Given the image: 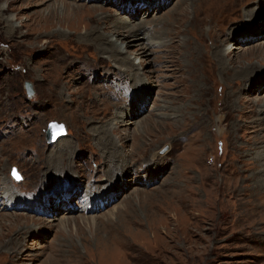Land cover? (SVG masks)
<instances>
[{
	"label": "rangeland",
	"instance_id": "rangeland-1",
	"mask_svg": "<svg viewBox=\"0 0 264 264\" xmlns=\"http://www.w3.org/2000/svg\"><path fill=\"white\" fill-rule=\"evenodd\" d=\"M66 1L100 21L0 0V264H264V0H209L200 39L198 0ZM122 19L165 41L107 59Z\"/></svg>",
	"mask_w": 264,
	"mask_h": 264
},
{
	"label": "bare ground",
	"instance_id": "bare-ground-1",
	"mask_svg": "<svg viewBox=\"0 0 264 264\" xmlns=\"http://www.w3.org/2000/svg\"><path fill=\"white\" fill-rule=\"evenodd\" d=\"M202 0H198V2H197V7L193 10V12H194V14H193V16L192 17H190V19H189V21H188V31L190 32V33H192V35L195 37V38H197V36H196V27H195V19H196V17H197V13H199V12H203V11H205V9H209V8H211V6H213L214 5V3L212 2V1H209V0H205V1H203L204 3H203V5L204 6H202V4H200V2H201ZM232 1V0H231ZM234 1V0H233ZM239 2H240V0H238ZM57 2H61L62 4V7H63V11H65V12H71V13H75L76 14V16H81V18L83 19H85V20H90V21H97V22H99L100 21V18L99 17H97L98 16V14H95V10H97L98 9V7L97 6H92V7H88V8H84V7H86V6H84V7H82V6H80L79 4H77V3H75V2H67L66 0L65 1H63V0H56V2H55V4H54V6L55 5H57V7H59V8H61L60 6V4L59 3H57ZM214 2H215V5L216 4H218L219 6H222L224 3H225V0H214ZM85 5V4H84ZM229 5V4H228ZM222 7H220V11H222V9H221ZM101 11H103V10H101ZM53 12H55L56 13V15L58 14V11H57V9L56 10H54ZM250 12V11H249ZM187 13H188V7H184V9H180V11L178 12V14H177V17L179 16V18H176V21H177V19L180 21V22H176V23H178V26L176 27V28H178L177 29V31L176 32H173V30L171 29L169 32H168V30L166 29V30H164V32H161V34L162 33H165V34H167V36L170 38L169 40H171V41H174V39H175V37L174 36H176L177 34H179V32L182 30V24H181V22L182 21H185V19H187L188 18V16H186L187 15ZM88 14H91V15H89L88 16ZM202 15H204V14H202ZM75 16V15H74ZM74 19H76V18H74ZM104 19V18H103ZM105 20V19H104ZM131 20H126V19H122V22H121V24L118 26V27H116V29H111V31H110V29L107 27V26H105L107 29H105V31L104 32H106L107 33V35L109 36V34H111L112 36H116L114 39H112L111 38V40H109L105 35H103V34H97V35H95V37L97 38V40H102V42L104 43V45H102V46H100L101 47V49L105 52V54H107V56H106V58L107 59H110L111 61L112 60H115L117 63H125L126 65L127 64H130V62H132L131 61V59L129 58V57H125V56H121L122 54H125L126 53V50L125 49H128L129 47H131V46H134L135 48H136V50H135V54H137L136 56H139V57H148V55H150L151 54V52H152V49H150V47L151 46H154V45H161V43H163L164 41H162V40H160L159 38H157V36L156 35H151L150 34V32H148L145 28H144V25H143V23H144V21L142 20V21H140L139 23H136V24H132L131 22H130ZM106 22H107V20H106ZM119 22V21H118ZM78 23V22H77ZM95 23V22H94ZM120 23V22H119ZM184 23V22H183ZM130 24V25H129ZM186 24V23H185ZM128 25V26H127ZM120 26H122L123 28L124 27H128V28H124L123 30H119V27ZM184 27V26H183ZM175 28V29H176ZM211 29V28H210ZM214 30V29H213ZM156 32V31H155ZM155 32H154V34H155ZM54 33H56V34H59L60 36H65L62 32H60V31H58V32H54ZM188 33V32H187ZM88 34V36L87 37H89V38H86L85 39V41H81V42H85V43H83L84 45H86V46H89L88 44L89 43H91V42H89L88 41V39H90L91 38V36L93 35V33H87ZM149 35H150V39L151 40H147V44H144L145 42L143 41V39H148V37H149ZM201 35V34H200ZM213 35V34H212ZM166 36V35H165ZM162 38V37H161ZM165 38V37H164ZM197 39H200V38H197ZM83 40V39H82ZM200 41V40H199ZM144 42V43H143ZM170 42V41H169ZM105 43H107V45H105ZM167 43V42H166ZM193 42H192V40L190 39V41H189V45H191ZM101 43H99V45H100ZM148 45H150V46H148ZM91 46V45H90ZM100 59V58H99ZM133 65V64H132ZM126 67H128V66H126ZM132 68V67H131ZM135 68V67H134ZM130 71V70H129ZM56 82V81H55ZM58 82H56V83H54V85L55 84H57ZM82 89V88H81ZM80 92V91H79ZM52 93V92H51ZM85 93V92H84ZM84 93L83 92H81V94H83L84 95ZM53 95H55L56 96V94L54 93V94H52V96ZM55 98V97H54ZM260 111V110H259ZM262 111H263V108H262ZM126 124H129L130 123V119L128 120V122L126 121L125 122ZM50 129H53V130H51V131H49V133H48V135H51V136H56L58 133H60L61 132V125H59V126H57V124H51L50 125ZM62 135V134H61ZM58 136H60V135H58ZM133 137H134V139H138V137H141V134L139 133V132H134V134H133ZM50 138V137H49ZM48 138V139H49ZM123 137H119L118 136V139H122ZM113 139H115L114 137H113ZM112 141V140H111ZM70 149H71V145H70V143H68L67 141H65L64 142V144H62L61 145V148H59L58 150H59V152H60V155L58 156V157H56V158H53V159H48V161H47V164L48 163H51L52 165H56V171L57 172H59L60 173V171H61V169H63L64 170V172L66 171V170H68L69 172L68 173H70V174H74L76 171H74V166L71 164L72 162L71 161H67V160H65L64 158L62 159V156H69L70 155V153H69V151H70ZM64 160V161H63ZM68 160H69V158H68ZM114 169V168H113ZM62 170V171H63ZM110 170V173L113 175V174H115L114 173V171L112 170V169H109ZM8 193H7V196H9L10 194H11V190L9 189H7L6 190ZM1 193V192H0ZM9 197H7V199H8ZM9 200V199H8ZM131 201H133V200H131ZM130 203V202H129ZM3 204H4V202H3ZM62 204H65V203H63L62 202ZM99 205V204H98ZM129 205V204H128ZM66 206V205H65ZM5 207H7V206H5L4 205V207L3 208H5ZM86 207V206H85ZM67 211H70V209L68 210L67 209ZM85 212V211H84ZM113 214V212H111V214L110 215H112ZM114 215V214H113ZM81 218H83V217H81ZM75 220V219H74ZM69 222H71V220H70V218L69 217H64L63 219H62V222H61V224H62V226H64L63 224H67V223H69ZM65 227V226H64ZM14 256H18V254L17 253H14ZM18 259V258H17Z\"/></svg>",
	"mask_w": 264,
	"mask_h": 264
},
{
	"label": "water",
	"instance_id": "water-1",
	"mask_svg": "<svg viewBox=\"0 0 264 264\" xmlns=\"http://www.w3.org/2000/svg\"><path fill=\"white\" fill-rule=\"evenodd\" d=\"M25 86H26L27 91H30L31 84H30V83H26ZM49 131H50V130H49Z\"/></svg>",
	"mask_w": 264,
	"mask_h": 264
}]
</instances>
